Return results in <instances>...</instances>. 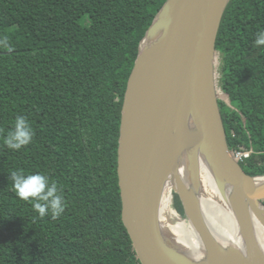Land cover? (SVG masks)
<instances>
[{
  "label": "trees",
  "instance_id": "obj_1",
  "mask_svg": "<svg viewBox=\"0 0 264 264\" xmlns=\"http://www.w3.org/2000/svg\"><path fill=\"white\" fill-rule=\"evenodd\" d=\"M167 1L0 0V264H142L122 217L119 140L129 78ZM258 31L264 0H230L216 44L229 104H219L231 151L255 150L241 163L254 177L264 176ZM17 116L34 136L12 150L4 139ZM16 169L57 184L59 217H40L17 197L9 179Z\"/></svg>",
  "mask_w": 264,
  "mask_h": 264
},
{
  "label": "water",
  "instance_id": "obj_2",
  "mask_svg": "<svg viewBox=\"0 0 264 264\" xmlns=\"http://www.w3.org/2000/svg\"><path fill=\"white\" fill-rule=\"evenodd\" d=\"M230 0H168L147 32L162 30L158 46L142 58L129 78L123 104L118 151L122 217L142 264H192L164 236L161 205L167 181L186 157L200 154L235 190L233 208L248 254L217 251L215 264H264L250 212L264 223V176L248 174L229 147L219 97L214 56ZM145 39V40H146ZM198 170V169H196ZM197 181L199 171L195 172ZM179 194L186 215L197 219L193 199ZM264 205V204H263Z\"/></svg>",
  "mask_w": 264,
  "mask_h": 264
},
{
  "label": "bare ground",
  "instance_id": "obj_3",
  "mask_svg": "<svg viewBox=\"0 0 264 264\" xmlns=\"http://www.w3.org/2000/svg\"><path fill=\"white\" fill-rule=\"evenodd\" d=\"M157 38L158 36L155 35L144 41L143 47L146 52L143 54V59L158 46ZM216 53L214 56V77L215 88L218 91L222 83L219 65L218 62H215ZM196 152L199 158L201 155L200 150ZM200 157L198 181L193 180L190 176L188 157L184 159L178 173L175 176H170L167 181L166 188L168 186H175L178 189L184 187L187 190L193 199L197 212L196 223L189 230L181 233V235L177 233L174 227H168L172 236L169 241L180 253L188 257L192 264H215L214 256L217 251L227 256L235 253L247 255L246 244L233 208L235 190L228 185L225 186V194H223L218 183V175L208 160L202 156ZM172 204L171 195L162 200L161 223L165 213L174 212L175 209ZM250 213L258 243L259 256L264 260V223L254 213ZM162 227L163 231L167 232L163 224ZM173 234L179 235L182 238V242Z\"/></svg>",
  "mask_w": 264,
  "mask_h": 264
},
{
  "label": "clouds",
  "instance_id": "obj_4",
  "mask_svg": "<svg viewBox=\"0 0 264 264\" xmlns=\"http://www.w3.org/2000/svg\"><path fill=\"white\" fill-rule=\"evenodd\" d=\"M255 44L264 46V31L256 33ZM34 136L29 121L24 116H17L14 127L8 131L4 143L12 150H19L31 143ZM9 179L17 197L32 203L40 217L51 215L53 219L64 211L63 196L55 182L41 172L26 174L23 169L12 170Z\"/></svg>",
  "mask_w": 264,
  "mask_h": 264
},
{
  "label": "rangeland",
  "instance_id": "obj_5",
  "mask_svg": "<svg viewBox=\"0 0 264 264\" xmlns=\"http://www.w3.org/2000/svg\"><path fill=\"white\" fill-rule=\"evenodd\" d=\"M162 30H161V32H159L157 34V36H158L157 40L160 39L161 34H162ZM143 49H144V47H143ZM143 49H142V51H143ZM215 62L216 63L218 62L219 69H220V79H221V83L223 84V81H222V79H223V67H222V65L224 66V54L222 52L217 51V53H216V61ZM216 94L219 97V100L225 101V102H227L229 104L228 97L226 96L225 91L222 88V85H221L220 90L218 89V91H217V89H216ZM200 156H202V154ZM200 156L198 158V156H196V154H195V155H190L188 157V169H190V176L195 181H197V179L195 177V172L199 171V174H200V170H199L200 169L199 168V162H200L199 160L201 158ZM196 169H198V170H196ZM173 193L174 192L171 190V187L168 186L167 188H165V191H164V194H163V199L164 198H168L171 195L173 203H174V195H173ZM172 206H173V204H172ZM195 223H196V220L191 218V216L186 215L185 217H182L176 210H174V212H171V213H165V216L162 219V224L167 229V232L163 231L164 232V236L168 240V242L170 243L169 240H170V237H172V236H171V232L169 231L170 229L168 230V227H174L175 230L177 231V233L179 235H181V233H184L185 231L189 230L192 227V225L195 224ZM173 235L177 236V239L182 242V238L179 235H176V234H173ZM171 246L173 248H175L172 244H171ZM263 253H264V250H263ZM181 255L186 260L189 261L188 257L184 256L182 253H181Z\"/></svg>",
  "mask_w": 264,
  "mask_h": 264
},
{
  "label": "built area",
  "instance_id": "obj_6",
  "mask_svg": "<svg viewBox=\"0 0 264 264\" xmlns=\"http://www.w3.org/2000/svg\"><path fill=\"white\" fill-rule=\"evenodd\" d=\"M232 153L236 161H238L239 163H246L255 153V150L252 145L250 147L239 145V147L232 151Z\"/></svg>",
  "mask_w": 264,
  "mask_h": 264
}]
</instances>
